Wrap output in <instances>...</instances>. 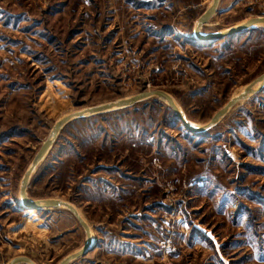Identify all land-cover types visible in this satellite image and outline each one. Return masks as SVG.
Wrapping results in <instances>:
<instances>
[{
  "label": "rangeland",
  "instance_id": "1",
  "mask_svg": "<svg viewBox=\"0 0 264 264\" xmlns=\"http://www.w3.org/2000/svg\"><path fill=\"white\" fill-rule=\"evenodd\" d=\"M211 3L0 0V264H60L88 242L70 208L22 204L60 118L163 90L201 126L264 73V25L197 39ZM259 16L264 0H221L207 32ZM27 192L86 218L94 246L69 264H264V88L203 133L159 97L72 120Z\"/></svg>",
  "mask_w": 264,
  "mask_h": 264
},
{
  "label": "water",
  "instance_id": "2",
  "mask_svg": "<svg viewBox=\"0 0 264 264\" xmlns=\"http://www.w3.org/2000/svg\"><path fill=\"white\" fill-rule=\"evenodd\" d=\"M220 1L221 0H212V3L207 8L205 13L198 19L196 28H195V35L197 39L204 40V41L222 39V38L229 37L237 33L255 28L257 26L264 25V16H259V17L250 18L234 27H231L221 32H212L208 34L202 33L201 32L202 26L205 23H207L217 13L219 5H220ZM263 88H264V73L260 75L256 80L248 84L243 93L233 97L227 103V105H225L218 113H216V115L208 123L198 126V127H194L191 124H189L185 114L180 110L178 105L175 104L173 96L170 93L163 91V90L144 91V92H141L139 94H136L128 98H122L117 101L105 103L103 105L88 107L87 109L78 110L71 114H68L66 117H63L58 123H56L57 125L54 126L52 134L43 143L42 147L38 151L30 167L26 171L23 177L21 189H20L22 204L24 207L27 206L33 209L58 208V207L63 206L64 202L58 199H53V198L36 199V200L31 199L28 195L27 189H28L29 181H30L33 171L36 169L39 163H41V161L45 158V156L49 152L50 148L53 146L60 130L68 122L72 120L83 118V117L90 116V115L97 114V113H103V112H107V111H111L115 109H121L124 107H128V106H131L133 104H136L142 100H145L151 97H161L169 101V104L173 108L174 112L176 113L178 118L184 123L185 127L189 131L194 132V133H203L206 130L210 129L212 126H214L224 115H226L229 112V110L235 104H237L241 100L251 97L252 95L261 91ZM65 205L70 207V205L67 203ZM78 218L87 230L88 237H89L88 242L83 248L67 256L60 264H69L72 260L79 258L80 256H83L84 254H86L94 246L92 243L91 230L89 226L80 216H78ZM19 263L36 264L33 259L26 257V256L15 257L14 259H12V261L9 264H19Z\"/></svg>",
  "mask_w": 264,
  "mask_h": 264
},
{
  "label": "bare ground",
  "instance_id": "3",
  "mask_svg": "<svg viewBox=\"0 0 264 264\" xmlns=\"http://www.w3.org/2000/svg\"><path fill=\"white\" fill-rule=\"evenodd\" d=\"M216 25V22H215V19H214V17H212L207 23H205L203 26H202V28H201V32L202 33H204V34H207L208 32H207V28H209V27H213V26H215ZM207 41V40H206ZM245 88H246V86L245 87H242L241 89H239L237 92H236V94L234 95V97L235 96H237V95H240L241 93H243L244 92V90H245ZM160 99H163V100H165L166 102H167V104H169V101L168 100H166V99H164V98H161V97H159ZM174 98V97H173ZM117 101V100H116ZM174 101H175V104L176 105H178V103L176 102V100H175V98H174ZM105 104V103H104ZM101 105H103V104H101ZM178 107L180 108V110L182 111V109H181V107L178 105ZM84 109H87V108H84ZM84 109H82V110H84ZM183 112V111H182ZM71 113H73V112H71ZM71 113H69V114H71ZM184 113V112H183ZM185 114V113H184ZM68 114H66L65 116H63V117H66ZM186 116V115H185ZM62 117V118H63ZM62 118H60L56 123H58ZM187 118V117H186ZM187 120H188V122H189V124H191L192 126H194V127H198V125H195V124H193V122H191L188 118H187ZM57 124H55L54 126H56ZM64 203H63V206H61V207H67V208H70L74 213H76V215H78V216H80L83 220H85L86 218H84L83 217V215H82V213L80 212V210L79 209H76L73 205L74 204H71V203H69V202H66V201H64V200H62ZM69 204L70 205V207H68L67 205H65V204ZM27 207V206H26ZM28 209H33V208H29V207H27ZM86 222V221H85ZM87 231V230H86ZM93 232V231H92Z\"/></svg>",
  "mask_w": 264,
  "mask_h": 264
}]
</instances>
